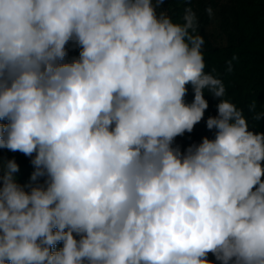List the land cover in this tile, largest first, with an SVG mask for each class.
<instances>
[{
	"label": "clouds",
	"instance_id": "obj_1",
	"mask_svg": "<svg viewBox=\"0 0 264 264\" xmlns=\"http://www.w3.org/2000/svg\"><path fill=\"white\" fill-rule=\"evenodd\" d=\"M165 2L0 0V149L34 168L0 162V264H264V133ZM205 89L214 138L182 151Z\"/></svg>",
	"mask_w": 264,
	"mask_h": 264
},
{
	"label": "trees",
	"instance_id": "obj_2",
	"mask_svg": "<svg viewBox=\"0 0 264 264\" xmlns=\"http://www.w3.org/2000/svg\"><path fill=\"white\" fill-rule=\"evenodd\" d=\"M191 7L199 18V32L204 36L203 46L206 72H212L221 79L226 88L224 99L230 100L239 109L243 110L248 120L249 130L264 133V117L260 121L253 120L255 113L249 111V105L256 102V111L264 112V0H166L161 10L167 11L174 22L182 23L183 11ZM218 7L219 33L211 31L217 20L215 14L210 18L206 9ZM214 12V11H213ZM70 62L78 58L80 49L71 42L67 45ZM233 57H236L233 60ZM228 61H232V71H227ZM185 103H192L194 93L188 85ZM204 98L208 101L204 119L195 125L191 133L178 136L174 142L183 151L191 145H198L202 138H214L215 130H208L206 120L217 115V105L220 98L214 97L207 89ZM15 160L19 171L14 173L16 182L22 186L32 184L30 180L34 168L31 158L19 152L0 149V162L6 163ZM38 183H43L41 178ZM26 191L30 190L25 188ZM62 247V242L57 249Z\"/></svg>",
	"mask_w": 264,
	"mask_h": 264
},
{
	"label": "rangeland",
	"instance_id": "obj_3",
	"mask_svg": "<svg viewBox=\"0 0 264 264\" xmlns=\"http://www.w3.org/2000/svg\"><path fill=\"white\" fill-rule=\"evenodd\" d=\"M227 0H222V2H226ZM220 8L216 7L213 9L214 11V14L215 16L217 17V20L213 23L212 27H211V31L214 33V34H217L219 33V30H218V26H219V14H218V11H219Z\"/></svg>",
	"mask_w": 264,
	"mask_h": 264
},
{
	"label": "built area",
	"instance_id": "obj_4",
	"mask_svg": "<svg viewBox=\"0 0 264 264\" xmlns=\"http://www.w3.org/2000/svg\"><path fill=\"white\" fill-rule=\"evenodd\" d=\"M210 260H215V258L211 255V254H209V257H208ZM217 264H219V262H217Z\"/></svg>",
	"mask_w": 264,
	"mask_h": 264
}]
</instances>
